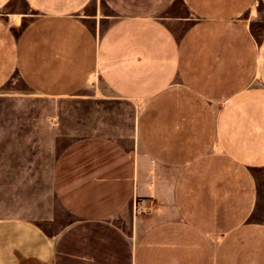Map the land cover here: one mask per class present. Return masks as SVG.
I'll return each instance as SVG.
<instances>
[{"label": "crops", "instance_id": "crops-1", "mask_svg": "<svg viewBox=\"0 0 264 264\" xmlns=\"http://www.w3.org/2000/svg\"><path fill=\"white\" fill-rule=\"evenodd\" d=\"M188 17L178 15V7ZM264 0H0V89L115 104L52 188L55 236L0 220V264H264Z\"/></svg>", "mask_w": 264, "mask_h": 264}, {"label": "rangeland", "instance_id": "rangeland-1", "mask_svg": "<svg viewBox=\"0 0 264 264\" xmlns=\"http://www.w3.org/2000/svg\"><path fill=\"white\" fill-rule=\"evenodd\" d=\"M118 113L111 103L38 97L10 79L0 89V220L28 221L47 236L58 234L71 217L53 193L54 162L78 139L113 134L114 123L125 128Z\"/></svg>", "mask_w": 264, "mask_h": 264}]
</instances>
